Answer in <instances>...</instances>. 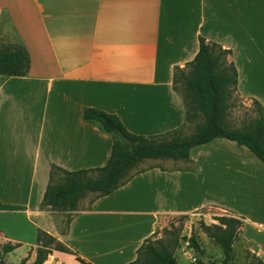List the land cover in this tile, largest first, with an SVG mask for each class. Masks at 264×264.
<instances>
[{"label": "crops", "instance_id": "0c3cea01", "mask_svg": "<svg viewBox=\"0 0 264 264\" xmlns=\"http://www.w3.org/2000/svg\"><path fill=\"white\" fill-rule=\"evenodd\" d=\"M3 13L30 69L0 75V264H32L40 230L71 249L44 264H130L167 215L203 208L240 218L239 248L264 260V162L222 137L187 160L135 171L76 211L42 206L53 165L95 168L111 156L113 136L85 120V107L145 136L187 124L174 74L195 58L201 36L233 51L238 93L264 106V0H0ZM7 243L19 246L4 253Z\"/></svg>", "mask_w": 264, "mask_h": 264}, {"label": "trees", "instance_id": "16d2710c", "mask_svg": "<svg viewBox=\"0 0 264 264\" xmlns=\"http://www.w3.org/2000/svg\"><path fill=\"white\" fill-rule=\"evenodd\" d=\"M231 49L219 43L199 38V51L184 68L177 67L174 87L184 96L186 106L185 126L159 135H139L128 130L121 118L96 107H85L84 118L96 122L114 139L111 156L101 167L67 170L53 165L42 206L57 211H76L81 200L94 195L96 198L108 195L124 185L131 177V171L146 159L187 160L190 151L197 145L222 137L247 147L264 162V106L253 99L256 116L241 127H232L228 120L229 110L234 106L238 92L239 73L230 56ZM30 69V56L22 42L0 47V75L24 76ZM195 124L194 131L186 133L189 124ZM213 225L203 224V230L223 251L219 259L205 255L195 236L191 242L202 254L206 263L236 264L234 244L241 239L243 221L231 215L215 217ZM71 221L68 216L66 227ZM19 244H4L3 252H11ZM71 252L56 236L40 230L37 238L36 258L32 264H44L54 251ZM29 257L18 264H28ZM246 264H264L256 253L246 249ZM85 264H91L84 259ZM130 264H181L170 248L161 239H148L139 249L138 258Z\"/></svg>", "mask_w": 264, "mask_h": 264}, {"label": "rangeland", "instance_id": "374dc122", "mask_svg": "<svg viewBox=\"0 0 264 264\" xmlns=\"http://www.w3.org/2000/svg\"><path fill=\"white\" fill-rule=\"evenodd\" d=\"M19 43L15 31L8 19L6 13L0 15V47L12 46ZM235 104L229 110L228 120L232 127H241L250 119L256 116V108L253 104V99L245 98L238 92L235 93ZM195 124H189L185 130L186 133L194 131ZM167 159L154 160L146 159L138 164L131 174L141 168H147L156 164L165 166L168 165ZM230 213L224 210H217L215 208H203L193 214H172L167 215L161 225L157 234L151 238V241L161 239L170 250L173 251L175 257L181 264H207L206 259L202 257V254L197 252L191 242V237L195 236L196 240L201 246H204L206 252L205 255H212L215 258H221L223 251L216 242L209 237V235L203 230V224L213 225L218 224L219 221L215 220V217L220 215H229ZM68 214H63L59 217L60 230L66 228V221ZM236 264H246V249H240L237 242L234 244ZM208 257V256H207ZM1 258L3 256L1 255ZM196 258V260H195Z\"/></svg>", "mask_w": 264, "mask_h": 264}, {"label": "built area", "instance_id": "2783aa9c", "mask_svg": "<svg viewBox=\"0 0 264 264\" xmlns=\"http://www.w3.org/2000/svg\"><path fill=\"white\" fill-rule=\"evenodd\" d=\"M195 260H196V258H195Z\"/></svg>", "mask_w": 264, "mask_h": 264}]
</instances>
